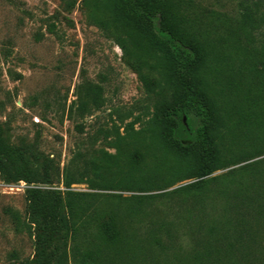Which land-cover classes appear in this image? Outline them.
<instances>
[{"label": "rangeland", "instance_id": "obj_1", "mask_svg": "<svg viewBox=\"0 0 264 264\" xmlns=\"http://www.w3.org/2000/svg\"><path fill=\"white\" fill-rule=\"evenodd\" d=\"M167 1L204 54L196 83L226 118L204 193L183 190L199 180L197 151L162 135L168 75L106 0H0V135L39 181L0 174V264L34 257L29 188L95 194L102 217L159 238L134 264H264V0ZM137 197L145 211L132 218Z\"/></svg>", "mask_w": 264, "mask_h": 264}, {"label": "trees", "instance_id": "obj_2", "mask_svg": "<svg viewBox=\"0 0 264 264\" xmlns=\"http://www.w3.org/2000/svg\"><path fill=\"white\" fill-rule=\"evenodd\" d=\"M105 8L116 23L134 32L145 49L157 56L168 75L172 102L166 104L162 135L169 137L182 152L197 151L188 171L190 178L199 180L183 190L204 193L209 184L205 178L221 167L213 131L224 128L226 118L216 100L196 83L195 72L204 60L200 46L180 28L167 0H106ZM0 174L7 183L39 182L35 180L36 172L30 161L19 149L9 146L1 135ZM68 177L67 173L66 180ZM137 183L143 187L149 182L141 179ZM71 184L67 180L68 187ZM97 197L29 188L28 209L36 241L34 257L24 264H134L142 256L145 261L147 255L139 248L146 244L152 249L160 245V239L151 234L140 237L136 230H123L119 212L102 217ZM89 198L92 202L86 201ZM144 204L143 197L132 201L129 206L132 218L143 215ZM207 223L213 225V231L217 230V222ZM240 226L238 223L234 230ZM223 227L231 230L230 222ZM234 237L239 242L243 234Z\"/></svg>", "mask_w": 264, "mask_h": 264}, {"label": "water", "instance_id": "obj_3", "mask_svg": "<svg viewBox=\"0 0 264 264\" xmlns=\"http://www.w3.org/2000/svg\"><path fill=\"white\" fill-rule=\"evenodd\" d=\"M184 120H186V118Z\"/></svg>", "mask_w": 264, "mask_h": 264}]
</instances>
